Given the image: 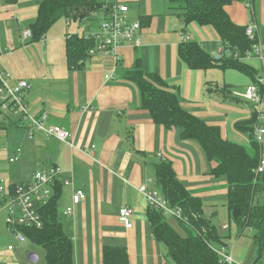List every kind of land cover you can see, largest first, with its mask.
<instances>
[{"label": "crops", "instance_id": "crops-1", "mask_svg": "<svg viewBox=\"0 0 264 264\" xmlns=\"http://www.w3.org/2000/svg\"><path fill=\"white\" fill-rule=\"evenodd\" d=\"M41 1L0 0V71L9 85L21 79L28 82L22 94L28 111L37 118L46 114L45 126L69 130L71 144L47 138L41 130L29 131L28 122L18 114L12 118V113L0 114V181L10 185L27 182L36 170L50 166L62 171L60 179L72 181L62 184L59 216L72 239L75 264H103L104 246L125 247L129 264H170L165 245L152 234L148 203L139 185L161 193L155 184V165L169 161L177 179L201 199L204 217L216 224L215 220L224 216L229 221L227 182L224 176L210 174L211 164L198 141L182 139L179 128L156 123L149 111L140 107L139 90L124 77L125 71L139 59L145 73L158 74L177 93L184 110L219 126L228 140L244 146L249 145V139L235 124L250 119L255 105L247 101L250 112L235 108L233 104L242 101L230 96L237 90H232L226 78H219V66L191 69L179 58L182 33L203 45L212 43L213 55L221 54L223 45L210 26L203 28L195 22L185 26L167 0L160 9L155 8L156 12L142 11V2L131 8L129 0H119L128 5L129 22L151 15V22L141 28V43L120 45L117 58L89 56L81 69L67 66L66 36L95 33L98 23L61 18L41 40L29 42L24 32L35 20ZM165 7L167 11L163 12ZM225 11L237 25L257 26L260 56L253 55L245 63L255 69L257 78L264 77V0L234 1L225 6ZM176 17L180 26L172 21ZM14 156L17 160L11 162ZM75 189L82 190L85 198L74 206L72 215H65ZM124 205L133 210L130 229L118 219ZM221 228L228 230L229 223ZM237 237L240 240L229 244L227 251L237 264H253L255 246L249 231L237 233ZM26 240L20 242L7 227L5 214H0V264H38L40 255L36 250L27 252ZM30 253L37 256L35 262L28 260Z\"/></svg>", "mask_w": 264, "mask_h": 264}, {"label": "trees", "instance_id": "trees-1", "mask_svg": "<svg viewBox=\"0 0 264 264\" xmlns=\"http://www.w3.org/2000/svg\"><path fill=\"white\" fill-rule=\"evenodd\" d=\"M17 1L7 0L9 3ZM234 1L248 0H167L169 7L177 11L185 26L192 22L210 26L223 45L222 53L215 57L205 45L195 40L181 41L177 53L191 69L203 70L215 66L222 70L236 69L256 83V71L245 63V59L247 52L257 41L250 40L245 33L246 27L235 24L226 13L225 6ZM100 11L99 0H42L35 20L28 26L29 42L41 40L61 18L78 23H98L97 33L100 18L93 13ZM151 18V15H141L140 28L147 26ZM95 33L67 34L65 57L69 69L83 67L89 57V50L97 45ZM124 77L138 88L140 107L148 110L156 123L167 128H179L182 139L198 141L211 164L210 174L225 177L228 230L232 222L239 235L249 231L256 249L253 264H257L264 249V171L255 172L262 149L253 136V126L258 121L255 110L253 109L250 119L235 124L249 139V145L244 146L228 140L222 135L219 126L209 124L184 110L177 93L158 74L145 73L139 59L125 71ZM263 90L261 87L262 92ZM262 124L264 125L263 122ZM155 184L171 206L181 208L191 225H186L187 234L182 236L165 220L160 210L148 206L147 219L152 234L165 245L169 260L174 264H227L217 249L224 247L228 250L227 239L230 235L221 233L211 219L204 217L201 199L192 195L177 179L169 161L155 165ZM62 186L60 179L52 184V194L47 204L40 208V229L18 228L27 240L44 248L45 264H75L73 242L65 232L59 216ZM102 258L103 264H129L127 251L123 246H104Z\"/></svg>", "mask_w": 264, "mask_h": 264}, {"label": "built area", "instance_id": "built-area-1", "mask_svg": "<svg viewBox=\"0 0 264 264\" xmlns=\"http://www.w3.org/2000/svg\"><path fill=\"white\" fill-rule=\"evenodd\" d=\"M101 2V11L93 13L94 16H99L100 27L95 33L97 45L90 49L89 56L95 54L109 55L117 58V48L126 43L139 45L140 23L139 21L129 22L127 20L128 5L119 0H99ZM246 36L250 40H256L252 49L247 52L246 58L253 55L260 56L261 43L255 24L245 26ZM24 36L29 38L30 31L27 29ZM181 41L192 40L190 35L180 34ZM230 54V51L227 52ZM234 56H237L235 54ZM109 76L106 75V78ZM0 114L16 113L20 119L28 122L29 131L41 130L47 138H55L71 144L70 131L61 126H45L44 120L46 114H42L40 118L31 114L27 109V104L23 100V91L29 87L26 80H18L15 85H9L4 80V74L0 71ZM264 89V77H258L256 83L248 85L243 98L255 105L257 114V122L253 126V136L255 141L262 147V136L264 134V114L262 112V98L264 94L261 91ZM89 150V149H88ZM19 152V150H17ZM17 160L14 156L10 161ZM264 171V150L261 149L258 165L255 169L256 173ZM62 171L56 166H50L46 169L36 170L31 179L27 182L19 184H7L4 180L0 181V210H5V222L10 231L20 241H25L26 237L18 229L19 227H29L40 229L42 227V217L40 208L47 204L52 194V184L56 179H60ZM63 185L72 184L69 179H60ZM11 187V188H9ZM139 191L145 197L148 206L160 210L164 216L170 215L178 219L187 226H191L188 218L183 214L178 206H171L168 200L156 189H149L146 185L141 184L138 187ZM85 198V193L80 189L73 190L71 206L64 210L65 215H72L74 206L79 204ZM133 210L129 205H124L119 209V222L126 228L130 229L133 226L131 219ZM226 228V227H225ZM11 249L12 246H9ZM218 254L227 264H237L231 254L224 247L217 249Z\"/></svg>", "mask_w": 264, "mask_h": 264}, {"label": "rangeland", "instance_id": "rangeland-1", "mask_svg": "<svg viewBox=\"0 0 264 264\" xmlns=\"http://www.w3.org/2000/svg\"><path fill=\"white\" fill-rule=\"evenodd\" d=\"M142 2V3H141ZM142 4L141 6V10L142 11H146V10H151L153 12H156L155 8L156 9H160L164 3H166V0H129V6L131 8H137L139 7V4ZM168 4V3H167ZM166 7L163 9V12H166ZM176 14V12H175ZM172 21L173 23L176 25V26H180L181 25V22L180 20L176 17L175 18H172ZM204 28V26H202ZM193 40V39H192ZM218 44V42H216V45ZM205 48L207 50H212V47H213V44L212 43H205ZM251 58L248 57L246 60V62H250ZM227 70V69H226ZM218 75H219V78L221 80H224L226 78L227 82H231L232 85H233V89L232 90H237L235 91V95H230L231 97H236L238 99H240L242 102L238 103V104H233L235 105L236 107L235 108H238L239 110L242 111V109H245L247 112H250V104L252 105V107L254 106V104L250 103L248 104L249 102H247V100H245L243 97H242V94L245 92V89L246 87L248 86V84H251L252 83V80L246 76L244 73L236 70V69H229L227 71H223L222 69H219L218 70ZM214 88V87H213ZM237 93V94H236ZM230 101L231 98H230ZM233 102V101H232ZM262 112L264 114V95H263V98H262ZM10 118L12 117H17V114L16 113H12V115L9 116ZM0 119H2V117L0 116ZM262 149L264 150V134L262 136ZM215 206V205H213ZM219 207H217V209H219ZM0 214H5V210H0ZM220 217V216H219ZM165 219L166 221L171 225V227L177 231L180 235H186L187 234V230H186V225L182 222H180L178 219H176L175 217L173 216H170V215H166L165 216ZM215 225L216 227L218 228V230L221 232V233H224L225 235L229 234V238L227 239L228 243L230 245H234L238 240H240L239 237H237V232H236V229L234 227V224L232 222H230V230L228 231H224L222 230L221 228V225L222 224H225V223H229L228 219L226 218V216H224V218L222 219H218L217 221L215 220ZM246 243L245 245H249L250 246V242L249 240H245ZM249 242V243H248ZM26 248H28L29 251L27 252H31L33 250H36L39 255H40V259L38 261V264H45V250L42 246H40L39 244H36L34 242H31L30 240H26V243L24 245ZM251 247V246H250ZM253 256L254 258L256 257V249L253 247ZM170 264H174L172 261H170ZM258 264H264V249L262 251V254H261V257H260V260L258 262Z\"/></svg>", "mask_w": 264, "mask_h": 264}, {"label": "water", "instance_id": "water-1", "mask_svg": "<svg viewBox=\"0 0 264 264\" xmlns=\"http://www.w3.org/2000/svg\"><path fill=\"white\" fill-rule=\"evenodd\" d=\"M262 33H264V28L262 29ZM219 55H215V57H218ZM220 64V63H218ZM29 261L35 262L37 260V256L33 253L28 254L27 256Z\"/></svg>", "mask_w": 264, "mask_h": 264}, {"label": "bare ground", "instance_id": "bare-ground-1", "mask_svg": "<svg viewBox=\"0 0 264 264\" xmlns=\"http://www.w3.org/2000/svg\"><path fill=\"white\" fill-rule=\"evenodd\" d=\"M189 31V30H188ZM186 32V31H185ZM137 46V45H136ZM27 90V89H26ZM193 214V213H192ZM186 215V214H185ZM188 218V217H187ZM166 220V219H165Z\"/></svg>", "mask_w": 264, "mask_h": 264}]
</instances>
